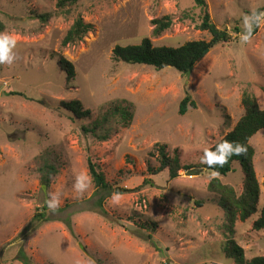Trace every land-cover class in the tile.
<instances>
[{
    "label": "rangeland",
    "instance_id": "374dc122",
    "mask_svg": "<svg viewBox=\"0 0 264 264\" xmlns=\"http://www.w3.org/2000/svg\"><path fill=\"white\" fill-rule=\"evenodd\" d=\"M206 1L212 21L232 37L209 48L188 74L116 60L113 50L145 37L155 46L209 42L211 33L198 28L203 12L195 0H81L63 11L57 0H0L6 26L0 33L17 41L14 62L0 64V264H236L226 251L232 241L248 260L264 255V229H253L264 206V129L250 140L259 211L245 221H232L209 189L217 176L239 195L242 164L221 175L201 163L244 114L245 91L264 108V19L248 42L241 40L244 18L264 0ZM51 11L47 22L37 17ZM167 15L172 26L153 35L152 20ZM79 16L90 31L63 45ZM61 58L73 64V77ZM186 96L196 106L181 113ZM72 100L90 116L63 105ZM118 100L133 104L129 125L111 117L105 140L85 130ZM160 145L184 166L175 178L168 169L148 170L160 166ZM89 158L112 186L128 191L97 187ZM48 164L57 171L47 183ZM192 168L202 171L188 175ZM82 173L90 183L78 192ZM50 194H59L56 211L47 206ZM44 207L48 222L35 217Z\"/></svg>",
    "mask_w": 264,
    "mask_h": 264
},
{
    "label": "trees",
    "instance_id": "16d2710c",
    "mask_svg": "<svg viewBox=\"0 0 264 264\" xmlns=\"http://www.w3.org/2000/svg\"><path fill=\"white\" fill-rule=\"evenodd\" d=\"M81 0H57V8L59 11H63L69 4L77 3ZM196 4L202 7V21L198 24V28L206 30L211 33L212 38L209 42L205 40H192L184 43L178 47L172 46H155L150 37H145L141 43L133 45H117L114 50V58L116 60H122L127 63H139L153 65L156 69H162L168 66H173L180 71H187L191 65H194L202 59L204 52L207 48H211L214 45L228 42L231 40L232 35L227 29L219 28L211 18V14L208 10V3L206 0H195ZM264 5L258 7L253 13L263 14ZM252 13V15H253ZM54 15V12H46L38 14L37 17L42 22L49 21ZM184 17H189L184 13ZM154 25L153 35L158 36L164 31L169 29L173 20L171 16H163L152 20ZM92 25L86 23L82 17H77L71 28L68 30L66 36L63 39V45L75 43L83 39L84 36L90 31ZM6 28L4 22L0 20V30ZM259 24L254 25L251 35H255L258 32ZM237 33L239 28L236 27ZM62 68L67 73L68 77H73L75 74L73 64L65 58L60 59ZM189 96H186L180 103V112L185 113L189 104L196 106L194 100H190ZM119 102L111 104L110 111L103 115L101 119L94 121L91 127L85 128L87 132H92L95 137L100 140L108 139L112 126L106 127L111 122V117H118L115 119V123H120L123 126H127L133 119L131 102L125 100H118ZM123 101V103H122ZM241 103L244 106V114L237 121L234 127L226 133L219 141H217L212 147L208 149L210 152H214L216 146L228 141L239 143L246 148V152L241 155H233L222 167L216 165L209 167L205 164L206 168L214 170L218 174L226 175L233 169V163L239 161L244 169V182L242 185L241 193L238 195L235 188L223 183L219 177H214L209 183V189L219 196V205L227 212V215L232 221L239 217L242 221L252 217L258 213V203L261 194L260 183L258 181L256 170L254 166L255 148L250 143L251 138L261 129H264V108L260 107L257 98L250 92L245 91L242 95ZM63 105L70 111H72L77 117H89L91 112L88 109H84L79 100L65 101ZM159 161L160 166L153 168L148 166V170L151 173H157L164 169H168L171 178H175L179 175L181 169L184 166L181 164L178 154L170 156L167 152L165 145L159 146ZM47 176L45 181L48 183L50 180V174L56 173L55 166L47 165ZM89 169L93 182L97 187L111 191L114 190L117 194L126 193L128 190L119 187L112 186L105 178L103 172L98 170L97 164L89 158ZM202 204V201L199 202ZM46 205V204H45ZM36 218L41 222H48L46 207L36 214ZM70 227V225H69ZM71 229V227H70ZM254 230L264 229V206L261 208L259 216L253 222ZM228 255L234 259L236 264H264V255L255 256L251 259L245 257L244 249L236 242L232 241L226 249Z\"/></svg>",
    "mask_w": 264,
    "mask_h": 264
},
{
    "label": "clouds",
    "instance_id": "9594fccd",
    "mask_svg": "<svg viewBox=\"0 0 264 264\" xmlns=\"http://www.w3.org/2000/svg\"><path fill=\"white\" fill-rule=\"evenodd\" d=\"M264 19V14L253 13L251 17L244 18L245 32L241 36V40L248 42L254 25H258ZM16 39L8 34L0 33V64L7 63L12 64L16 59L13 49L16 46ZM246 152V148L234 142L225 141L216 146L214 152L205 150L204 156L201 158V163L214 167L216 165L223 166L233 155H241ZM90 183L85 174H81L77 177L75 188L78 192H83ZM47 206L51 211H56L60 206L59 194H50V198L47 200Z\"/></svg>",
    "mask_w": 264,
    "mask_h": 264
},
{
    "label": "water",
    "instance_id": "95a60500",
    "mask_svg": "<svg viewBox=\"0 0 264 264\" xmlns=\"http://www.w3.org/2000/svg\"><path fill=\"white\" fill-rule=\"evenodd\" d=\"M208 50H209V48H207V49L205 50L204 54H206V52H207ZM192 69H193V65H191V66L188 68V70H187L186 73L189 74V72H190ZM201 171H202V169L192 168V169H190L189 171H187V174H188V175H194V174H198V173H200Z\"/></svg>",
    "mask_w": 264,
    "mask_h": 264
}]
</instances>
